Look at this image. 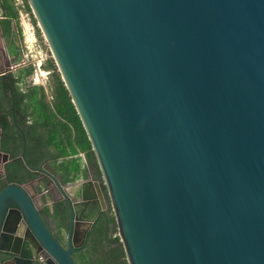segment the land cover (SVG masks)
<instances>
[{
    "label": "water",
    "instance_id": "obj_1",
    "mask_svg": "<svg viewBox=\"0 0 264 264\" xmlns=\"http://www.w3.org/2000/svg\"><path fill=\"white\" fill-rule=\"evenodd\" d=\"M28 2L128 263L264 264V0ZM9 174L0 264H79L74 254L108 209L101 181L64 189L46 171ZM43 189L66 203L69 227L49 224Z\"/></svg>",
    "mask_w": 264,
    "mask_h": 264
},
{
    "label": "crops",
    "instance_id": "obj_2",
    "mask_svg": "<svg viewBox=\"0 0 264 264\" xmlns=\"http://www.w3.org/2000/svg\"><path fill=\"white\" fill-rule=\"evenodd\" d=\"M15 1V5L17 6V16L14 18L9 17L8 12L6 17L1 16L2 9L0 7V185L5 184V172L10 173L9 177H11V179L27 177L29 173H32L31 169H28L22 160L23 151L27 148L28 139V136L25 132L26 126L33 127L32 124L34 122V116L40 114L39 99H41L43 91L44 96H42V99H44V102H46V105L49 109H47V114L50 116L51 111L55 110V92L53 83L51 82L52 70L46 68L48 60L51 58L53 59V57L52 55H48L46 57V55L49 53L48 45L46 44L47 42L43 36L42 37L44 39L42 38V41L40 40L34 20L31 14L25 10L22 0ZM3 3L5 5L4 0ZM23 11L27 12L28 19H26V14ZM8 22L10 23L12 33L7 37L5 36L4 31ZM36 39L40 44L38 45L40 46V49L37 57H35L36 59H34V56L30 55L28 52L26 42H28L30 51L31 47L36 45ZM45 47H47V49ZM25 53L26 55H24ZM23 60H26V62L20 66L22 69L21 71L19 70L20 72L18 73H20V76L25 82V84L23 83L24 87L21 88V90L25 92V95L21 100V105L19 106L18 103H15L13 97L7 95V87L2 83L1 79L3 72L6 73L11 71L10 67H12V64L14 65L15 63ZM38 60L41 62L39 63ZM30 66L33 68L32 72L30 74H26L25 72L28 70V68H30ZM15 74H17V71ZM41 76L43 79L42 82H40ZM34 87L43 88V91L38 92L36 99H34L32 95H28L32 90H34ZM12 106H15L17 111H15V115L18 116L21 126L20 130L15 127V130L17 129L16 131H19L20 133L18 134L16 131H14V133H10L11 137L9 138L6 127L7 125L10 126V124L13 123L12 117L10 115V107ZM40 120L45 121L43 117H40ZM47 121L49 123V119ZM48 126L49 127L47 128H42L43 130H39V127L37 126L38 129L35 131L33 130L32 132V141L38 144L39 142L42 143L43 149L48 154L47 160L44 163L34 167L46 171L49 178L54 176L63 184L64 189L68 188L71 184L82 182L94 176L92 169L93 164L90 162L89 157L84 152H78L77 154L68 157H53L55 147L49 143V131L52 126ZM10 127L13 129V126ZM15 137H22L21 139L23 141V146L20 154L14 157L12 156V152L16 146V142L14 140ZM39 169L31 174L34 178L38 179L43 176L44 171H40ZM17 172H20L19 177L15 175ZM67 177L72 180L66 181ZM46 190L47 189H43V192L45 193ZM55 196L56 198H53V196L49 195L48 192L46 193L44 210L46 213L50 212V214H48L49 217L47 216L46 218L53 229L58 231L63 223L61 217L63 216V211L61 208L66 203L59 201L61 198L60 195L55 194ZM48 201L51 202V205L46 204ZM60 205L62 206L60 207Z\"/></svg>",
    "mask_w": 264,
    "mask_h": 264
},
{
    "label": "trees",
    "instance_id": "obj_3",
    "mask_svg": "<svg viewBox=\"0 0 264 264\" xmlns=\"http://www.w3.org/2000/svg\"><path fill=\"white\" fill-rule=\"evenodd\" d=\"M7 7V12L9 17L14 18L17 16V6L15 5V0H4ZM24 8L28 11L36 25L37 32L40 40L42 41V36L40 34V27L37 26V20L34 17L32 10L30 8L28 0H22ZM5 36L8 37L12 33L10 28V23L8 22L5 28ZM43 43V42H42ZM47 49V47H45ZM46 68L52 70V79L51 82L54 86L55 92V110L51 111L50 116L47 114V105L42 99L44 96V91L42 87H34L30 94L34 99L37 98L38 92L43 91L41 95L40 105H39V115L34 116L33 127H28V139H27V148L25 150V156L30 161L31 165L39 166L47 160L48 154L43 149L42 143H35L32 141V132L33 130H43L42 128L49 127V143L54 145L55 152L53 157H68L75 155L78 152H84L90 159V162L93 164L92 169L94 176L101 180L102 172L97 163V159L94 151L92 150V145L87 135L86 129L82 123V120L76 110V107L72 101V97L61 77L60 72L56 66L54 59L48 60ZM32 66L28 68L25 72L30 74L32 72ZM20 102V103H19ZM17 103L20 106L21 100L17 96ZM49 110V109H48ZM40 117H43L45 121L40 120ZM49 119V123L48 120ZM38 126V127H37ZM48 131V130H47ZM26 133V132H25ZM22 137H15L16 146L12 152V156H17L20 154L23 146ZM72 179L68 178L66 181ZM103 182V181H102ZM105 197L109 203L108 210L99 217V219L94 223L93 229L90 232L91 243L87 248L84 249L85 263L86 264H129L123 243L119 236L118 225L116 222L115 215L112 210V206L109 202V197L106 189ZM62 222L66 221L65 212H63Z\"/></svg>",
    "mask_w": 264,
    "mask_h": 264
},
{
    "label": "flooded vegetation",
    "instance_id": "obj_4",
    "mask_svg": "<svg viewBox=\"0 0 264 264\" xmlns=\"http://www.w3.org/2000/svg\"><path fill=\"white\" fill-rule=\"evenodd\" d=\"M21 69L22 68H17V69H15L16 71H17V74H15L16 73V71L15 70H13V71H9V72H6V73H3L2 75V83L7 87V95L8 96H11V97H13L14 98V101H15V103L17 104V96H19L20 97V100H22V98L24 97V93L25 92H23L22 90H21V88H23L24 86H23V83L25 84V82H24V80H23V78L20 76V73H18V72H20L21 71ZM20 70V71H19ZM10 90V91H9ZM11 108V117H12V121H13V123L12 124H10V126H13V129L10 127V126H8L7 125V127H6V130H7V135H8V137L10 138L11 137V135H10V133H14V131H16L15 130V127H17L19 130H20V126H21V124L19 123V119H18V116H16L15 115V111H16V109H15V106H12V107H10ZM14 112V113H13ZM17 112V111H16ZM12 113H13V115H12ZM11 123V122H10ZM24 128V127H23ZM27 130H29L28 129V126H26V134L28 135V131ZM18 134L20 133L19 131H16ZM23 159L22 160H24V157H22ZM28 160V159H27ZM24 162V161H23ZM28 162H29V165H27L26 164V162H24V165L28 168V169H31V172L32 173H34L35 171H37V167H34V165H31L30 164V161L28 160ZM31 167H33V168H36V169H33V168H31ZM32 173H29V175L27 176V177H22V178H29V179H33L34 177L31 175ZM94 175V174H93ZM101 181V183L103 184V191H104V188L106 189V191H107V188H106V186H104V181L101 179L100 180ZM103 181V182H102ZM104 194H105V191H104ZM107 194H108V192H107ZM106 196V195H105ZM109 197V196H108ZM109 202H110V200H109ZM107 203H108V201H107ZM62 205H60V207H61ZM108 206H109V203H108ZM58 207H59V205H58ZM63 209H65V207L63 208ZM62 210V209H61ZM108 210V209H107ZM47 214V213H46ZM69 216V215H68ZM70 222V219H69V217L68 218H66V223H67V226L69 227V225H68V223ZM83 229V226H81V225H78L77 226V233H76V236H75V239H76V242L77 243H80V241H81V238H80V233H81V230ZM66 234H68V228H67V230H66ZM65 244H67V239H64V241H63ZM90 243H91V240H90V234L88 233V235H87V237H86V239H85V242H84V244L78 249V251L74 254V257H76L77 255H79L80 254V252H83L84 251V249L85 248H87V246H89L90 245Z\"/></svg>",
    "mask_w": 264,
    "mask_h": 264
},
{
    "label": "rangeland",
    "instance_id": "obj_5",
    "mask_svg": "<svg viewBox=\"0 0 264 264\" xmlns=\"http://www.w3.org/2000/svg\"><path fill=\"white\" fill-rule=\"evenodd\" d=\"M25 14H26V19H28V15H27V12L26 11H23ZM37 26H38V21H37ZM40 34H41V36H43V33H42V31H41V29H40ZM44 37V36H43ZM42 37V38H43ZM44 39V38H43ZM35 43H36V45L35 46H32L31 47V50H32V52H31V50L29 51V45H28V42H26V44H27V49H28V52H29V54L30 55H33L34 56V59H36L35 57H37V54H38V52H39V49H40V46H38V45H40L38 42H37V39L35 40ZM47 44V43H46ZM48 45V44H47ZM48 49H49V47H48ZM47 54V53H46ZM48 55H51V51H50V49H49V53L46 55V57L48 56ZM39 58V57H38ZM39 61V60H38ZM41 61H39V63H40ZM42 68V67H41ZM43 74V73H42ZM43 81V79H42V76L40 77V82H42ZM45 82H46V80H45ZM81 153H83V152H81ZM75 259H76V261L79 263V264H86L85 263V258H84V254H82V253H80L79 255H77L76 257H75Z\"/></svg>",
    "mask_w": 264,
    "mask_h": 264
},
{
    "label": "built area",
    "instance_id": "obj_6",
    "mask_svg": "<svg viewBox=\"0 0 264 264\" xmlns=\"http://www.w3.org/2000/svg\"><path fill=\"white\" fill-rule=\"evenodd\" d=\"M33 13V12H32ZM49 47V46H48ZM50 49V48H49ZM24 55H26V53L24 54ZM51 55H52V53H51ZM26 57V56H25ZM53 57V56H52ZM26 62V60H23V61H20V62H17V63H15L14 65H12V67H14V69H17L18 67H20V66H22L24 63ZM3 73H5V72H3ZM2 73V74H3ZM84 156V155H83ZM45 193H46V191H45ZM47 204L48 205H51V202H47Z\"/></svg>",
    "mask_w": 264,
    "mask_h": 264
}]
</instances>
